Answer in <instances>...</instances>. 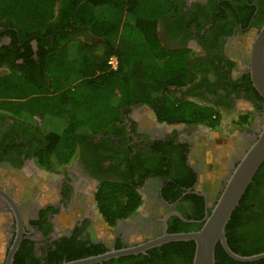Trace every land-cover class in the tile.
Segmentation results:
<instances>
[{"label": "flooded vegetation", "instance_id": "obj_1", "mask_svg": "<svg viewBox=\"0 0 264 264\" xmlns=\"http://www.w3.org/2000/svg\"><path fill=\"white\" fill-rule=\"evenodd\" d=\"M174 2L177 12L158 23L157 36L165 48L186 53L194 78L171 92L212 106L219 124L170 122L158 115L170 109L125 104L104 130L77 139L69 161L48 168L35 156L45 146L41 130L0 112V264L15 244L12 264H51L71 253L99 254L202 225L264 125L263 100L247 68L250 48L243 45L263 25L264 0ZM76 37L99 41L89 32ZM9 40L1 36L0 47ZM104 182H128L142 199L112 225L96 200ZM255 187L239 221L264 236V166Z\"/></svg>", "mask_w": 264, "mask_h": 264}, {"label": "trees", "instance_id": "obj_2", "mask_svg": "<svg viewBox=\"0 0 264 264\" xmlns=\"http://www.w3.org/2000/svg\"><path fill=\"white\" fill-rule=\"evenodd\" d=\"M176 12L174 0H0V37L10 39L0 47V66L7 67L0 72V112L41 130L45 146L35 154L41 165L53 168L66 163L78 138L104 130L122 105L137 101L170 109L168 115L158 112L159 118L170 122L219 124L220 114L212 106L171 92V87L181 89L194 78L186 53L165 48L157 36L158 23ZM88 32L99 41L76 37ZM112 55L116 68L108 64ZM263 166L264 162L225 227L227 244L239 255L264 252L262 231L251 232L239 221ZM96 200L110 225L131 215L142 201L128 182L102 183ZM194 249L191 240L171 241L105 262L192 264ZM90 255L95 253H71L65 261ZM214 259V264H264V258L234 260L219 242Z\"/></svg>", "mask_w": 264, "mask_h": 264}, {"label": "water", "instance_id": "obj_3", "mask_svg": "<svg viewBox=\"0 0 264 264\" xmlns=\"http://www.w3.org/2000/svg\"><path fill=\"white\" fill-rule=\"evenodd\" d=\"M250 80L253 87L263 100L264 105V23L253 37L249 63ZM264 162V125L258 138L248 147L239 158L237 165L225 181L218 198L206 214L199 229L182 233H164L144 242L118 249H111L103 253L90 255L59 264H94L111 258H118L138 253H145L148 249L169 241H188L195 244L192 264H214V249L219 242L226 254L234 260L248 262L264 258V252L252 255H239L231 250L227 244L225 227L240 198L253 179L256 171ZM0 193L4 194L1 190ZM17 244L7 253L4 264H12V258Z\"/></svg>", "mask_w": 264, "mask_h": 264}, {"label": "rangeland", "instance_id": "obj_4", "mask_svg": "<svg viewBox=\"0 0 264 264\" xmlns=\"http://www.w3.org/2000/svg\"><path fill=\"white\" fill-rule=\"evenodd\" d=\"M125 19H126V20L130 19V18H129V15H125ZM112 40H113V39H112ZM252 40H253V36H251V37H246V39H245L244 42H243V45H244L247 49H249L250 46H251ZM230 117H232V115L225 116V117L223 118V125L227 124V122H228V120L230 119ZM234 117H235V116H234ZM223 133H224V132H223Z\"/></svg>", "mask_w": 264, "mask_h": 264}, {"label": "built area", "instance_id": "obj_5", "mask_svg": "<svg viewBox=\"0 0 264 264\" xmlns=\"http://www.w3.org/2000/svg\"><path fill=\"white\" fill-rule=\"evenodd\" d=\"M108 64L110 65L111 68L117 67V59L114 55L109 57Z\"/></svg>", "mask_w": 264, "mask_h": 264}]
</instances>
